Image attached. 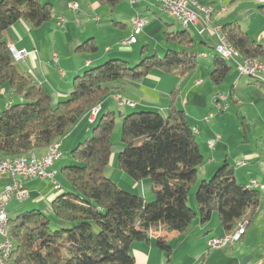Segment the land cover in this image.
<instances>
[{
    "label": "trees",
    "instance_id": "1",
    "mask_svg": "<svg viewBox=\"0 0 264 264\" xmlns=\"http://www.w3.org/2000/svg\"><path fill=\"white\" fill-rule=\"evenodd\" d=\"M96 1L112 8L119 2ZM52 17V5L41 0H0V91L7 87L22 98L0 111V160L46 150L60 141L123 80L136 81L154 71L178 70L184 75L197 66L200 52L192 49L194 41L187 28L164 32L169 46L163 55H144L143 46L133 66L113 58L90 67L74 78L70 94L52 105L49 91L18 71L4 37V31L19 19L39 27ZM219 29L239 58L264 62V46L237 23H224ZM172 43L180 49H173ZM97 50L93 39L77 47L79 52ZM229 72L226 61L214 53L210 80L220 84ZM250 80L264 90L262 79ZM176 92L170 93L166 116L153 110L118 114L122 148L117 166L133 180L149 179L152 201L120 188L105 176L116 116L113 111L104 112L90 135L72 149L71 162L62 166L70 189L51 200V218L39 210L24 211L11 220L8 217L14 247L6 264H133V242H148L159 229L183 232L197 214L200 222L206 223L216 212L226 234L240 224L247 227L252 223L261 193L239 183L227 164L210 179L197 182L203 156L184 112L175 106ZM195 184L197 213L188 204ZM155 243L169 252L164 237H157Z\"/></svg>",
    "mask_w": 264,
    "mask_h": 264
},
{
    "label": "crops",
    "instance_id": "2",
    "mask_svg": "<svg viewBox=\"0 0 264 264\" xmlns=\"http://www.w3.org/2000/svg\"><path fill=\"white\" fill-rule=\"evenodd\" d=\"M41 1L52 5L53 17L50 20L35 27L29 21L19 19L4 31V37L8 46L28 51V55L15 61V65L33 84L49 91L52 105L70 94L74 78L86 69L113 58L125 60L128 64L137 63L141 57L139 45L144 46L146 55H158V52L164 54L169 45L163 42L158 33L161 30L163 34L184 30L178 21L180 27L171 23L161 26L158 23L159 26L149 30V26L156 24L150 21L157 16L153 8L159 3L154 0H119L113 8L101 5L96 0ZM194 1L219 10V14L211 19V27H219L228 22L237 23L253 41L264 46V3L261 0ZM70 3H77V9H72ZM149 14L152 16L148 18ZM135 16L146 22L136 34L141 38L138 39L135 35L134 43H124L133 34L131 20ZM59 17L64 19L60 26L57 25ZM190 27L193 28L194 36L189 33ZM190 27L185 30L194 41L191 47L200 52L195 69L184 75L154 71L136 81L123 80L103 100L99 113L113 111V105L116 104L114 94L120 93L124 98L135 102V107L124 108L132 111L153 110L166 116L169 112L170 93L176 89L175 106L184 112L203 156L197 172V182L207 180L217 169L227 164L239 183L246 186L251 179L264 183V90L258 83L250 80L255 78L237 76L236 67V72L228 74L223 82L213 83L210 72L214 57L211 51L216 53L215 35L211 31L199 33V24ZM156 35L157 39L150 48L149 38ZM163 37L165 39V35ZM88 39L95 41L97 52L77 51V47ZM171 47L180 49V45L175 43ZM261 79L264 81V75ZM220 94L225 98L217 99L216 102L217 95ZM14 95L13 91L3 87L0 91V111L10 103L22 100L20 96ZM91 124L90 114H85L61 138V157V148L64 147L67 151L80 139L87 137ZM118 131L117 127L111 136L112 159L104 174L120 188L137 194L146 201L152 200L149 180H133L117 167V154L122 148ZM209 139H215L212 147L208 145ZM44 151L37 152L42 154ZM238 161H245L246 164L237 165ZM70 162L71 159L68 158L61 164L54 163L56 184L48 179H28L25 185L29 188V197L21 202H8L9 219H15L20 213L30 210H39L51 218V200L70 189L60 174L62 166ZM8 180L6 175H0V191ZM260 193L259 207L253 221L245 227L240 241L234 246L212 249L209 239L226 233L219 224L217 213L213 212L206 223H201L197 214L183 232L159 229L151 234L148 242H133L130 249L133 264H264V192ZM188 204L197 213L194 196L188 198ZM157 237L165 238L169 252L157 247Z\"/></svg>",
    "mask_w": 264,
    "mask_h": 264
},
{
    "label": "built area",
    "instance_id": "3",
    "mask_svg": "<svg viewBox=\"0 0 264 264\" xmlns=\"http://www.w3.org/2000/svg\"><path fill=\"white\" fill-rule=\"evenodd\" d=\"M161 3V6L165 7V12L168 14H174L177 20H182L185 24H189L191 26L200 25L199 32L205 33L211 31L215 35L216 44L224 49L228 55L232 58V54L225 49V47L221 44L218 39V36L215 34V27H204L200 23V13L202 12L199 7H196L191 3V0H154ZM264 3V0H261ZM69 6L72 9H77V3H70ZM219 14V10L214 6L210 8V19H213L216 15ZM64 21L63 18L59 17V21H57V25H61ZM133 34L124 42V43H134L136 38L135 35L138 34L143 25L144 20L135 16L131 20ZM10 51L13 55L15 61H19L28 55V51L24 48L15 49L13 46H9ZM235 59V58H234ZM238 67V74L240 77L243 75H251V74H264V68L253 66V64H248L246 62L237 61L235 59ZM224 95H217V99H224ZM114 101L119 106H128L135 107V102L127 99V98H118L115 97ZM217 107V103H216ZM215 139H209L208 145L210 147L213 146ZM61 146V145H60ZM60 146L54 149L52 153L46 155H37L30 156L25 160H19L17 163H9V161H0V175H6L8 177V182H6L3 186V189L0 191V225L3 216H6L7 212V204L10 200H16L21 202L29 197V190L25 185V182L31 178H37L41 180L48 179L56 184V174L55 169L53 168L54 163L58 161L61 157ZM237 165H245V161L236 162ZM249 184H255L260 187H264V183H260L255 179H251ZM245 223L240 224L236 231L233 233L225 234L220 237H212L209 239V245L212 249H219L224 247H232L241 239V230L245 228ZM6 244L4 239H0V250ZM263 256H264V248H263ZM251 264V263H247Z\"/></svg>",
    "mask_w": 264,
    "mask_h": 264
},
{
    "label": "bare ground",
    "instance_id": "4",
    "mask_svg": "<svg viewBox=\"0 0 264 264\" xmlns=\"http://www.w3.org/2000/svg\"><path fill=\"white\" fill-rule=\"evenodd\" d=\"M158 3L161 6V3L160 2H158ZM191 3L194 4L196 7H199V9H201V11H202L200 13V23H201V25L204 26V27H211L210 26L211 25L210 24L211 23L210 8H212V6L199 4L198 2H196L194 0H191ZM161 8L165 12V7L161 6ZM169 15H171L173 18L176 19V16L174 14H169ZM177 21L181 24V26L183 28H188V27L191 26L189 24H185L182 20H177ZM215 34L218 36L219 41L225 47V49L228 50L232 54L233 58L230 55H228L226 53V51L224 49H222L221 47H219L217 44L215 45V52L221 58H223L224 60H233L237 70H238V67H237V63H236L235 59L237 61L246 62L248 64H253V66L264 68V62L251 61V60H248V59H245V58H239L237 50L233 46L229 45L226 42L225 38L223 37V35L220 32L219 27H215ZM263 75L264 74H251V75H243V76H247V77H250V78L261 79V76H263ZM117 96H118V98H124L120 94L119 95H115L114 98L117 97ZM99 111H100V106L99 105H97L96 107L91 109V111H90V119H91V121L94 120V118L97 116ZM58 146H60V141L59 140L54 142L53 144H51L42 154H38L36 151L31 150L24 156L13 158V159H10V160L9 159H2L0 161H9V163H17V161L25 160V159L29 158L30 156L50 154V153H52V151L54 149L58 148ZM248 186L252 187V188H256V189H258L261 192H264V187H260L258 185L249 184V183H248ZM244 232H245V228H243L241 230V236L244 234ZM0 239H4L5 242H6L5 246L2 247V249L0 250V264H6V261L8 260L10 254H11V251H12V249L14 247L13 242L11 241V239L9 237V232H8V213H6V216H3L2 220H1Z\"/></svg>",
    "mask_w": 264,
    "mask_h": 264
},
{
    "label": "rangeland",
    "instance_id": "5",
    "mask_svg": "<svg viewBox=\"0 0 264 264\" xmlns=\"http://www.w3.org/2000/svg\"><path fill=\"white\" fill-rule=\"evenodd\" d=\"M159 5V4H158ZM154 6V11L157 13V16H155L154 18H152V20H150V21H154V23H156L155 25H152V27L151 26H149V30H151V29H154V28H156L157 26H159V24L158 23H160L161 24V26H165V23L167 24V23H171V24H173L174 26H177V27H180V24L177 22V20L175 21V20H173V17L172 16H170L168 13H166V12H164V11H162V9H160V5L159 6ZM204 5V4H203ZM149 16L151 17L152 15H148V18H149ZM144 20V19H143ZM162 22V23H161ZM146 24V22H145V20H144V25ZM213 24V23H212ZM143 25V26H144ZM192 27H190L188 30H189V33L192 35V36H194V33L192 34ZM121 31H123L122 29H120ZM158 35L160 36L161 35V38H163V42H166V40L164 39V37H163V31L161 30L159 33H158ZM136 37L138 38V39H140L141 38V36L140 35H136ZM157 37V35L155 36V37H150L149 39V45H150V48L152 47V43L153 42H155L154 40L155 39H157L156 38ZM199 45V44H198ZM202 46V45H201ZM141 47H142V45H139V47H138V50H140L141 49ZM203 47V46H202ZM211 53L212 54H214V50L213 51H211ZM144 55H146V53L144 54ZM158 55H163V53L162 52H158ZM226 61V64L230 67V72H229V75H230V73H235L236 72V69H235V63H234V61L233 60H225ZM136 63V62H135ZM135 63H130L129 64V66H133V65H135ZM178 72V70H176L175 71V73H177ZM236 75L237 76H239V74H238V72H236ZM245 77H247V76H244V78ZM248 79H250L249 77H247ZM226 82V81H225ZM120 93H115L114 95H119ZM122 95V94H121ZM15 97H16V95H14ZM125 111H132V109H129V108H124V106H119V105H117V104H115V105H113V112L115 113V116H116V119H115V125H114V129H113V133H112V136H113V134L115 133V131H116V129H117V127L119 128V131H118V138H119V141H120V138H121V124H120V118L118 117V114H119V112H122V113H127V112H125ZM133 111H138V110H133ZM100 115H101V113H99V114H97V117H96V119L94 120V122H93V124H91V127H90V133L92 132V127L96 124V122H97V120H98V118L100 117ZM90 135V134H89ZM84 140V138H82V139H80L77 143H76V145L78 144V143H80V142H82ZM60 143H61V140H60ZM113 144V143H112ZM65 145V144H64ZM75 145V146H76ZM74 146V147H75ZM73 147V148H74ZM112 147H113V145H112ZM73 148H69L67 151H65L64 150V147H62L61 148V150H62V152H63V156L59 159V161H56V162H58L59 164H61L64 160H66V159H71V151H72V149ZM112 159V157L110 158V160ZM118 167V166H117ZM120 170V169H119ZM60 173V172H59ZM215 173V172H214ZM213 173V174H214ZM60 174H62V173H60ZM125 174V173H124ZM212 174V175H213ZM126 175V174H125ZM212 175L208 178V179H210L211 177H212ZM127 176V175H126ZM207 179V180H208ZM146 180H149V179H146ZM118 186V185H117ZM28 188V187H27ZM195 188H196V185H193L192 187H191V189H190V191H189V195H188V198H190V197H193L194 196V190H195ZM29 189V188H28ZM123 189V188H122ZM150 201H152V200H149V201H147V202H150ZM196 211V210H195ZM216 213V212H215ZM220 224V223H219Z\"/></svg>",
    "mask_w": 264,
    "mask_h": 264
}]
</instances>
